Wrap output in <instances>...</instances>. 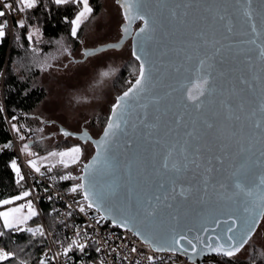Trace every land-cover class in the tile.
<instances>
[{
    "label": "snow or ice",
    "instance_id": "6c2138e0",
    "mask_svg": "<svg viewBox=\"0 0 264 264\" xmlns=\"http://www.w3.org/2000/svg\"><path fill=\"white\" fill-rule=\"evenodd\" d=\"M42 0H0V42L6 37L10 27L8 16L23 14L32 10ZM121 9L123 23L121 37L117 43L107 45L108 48L119 49L124 39L132 37V56L139 62L138 74L134 83L112 105L111 114L103 127L101 138L93 139L87 129L76 136L83 145L91 143L95 155L91 161L83 165V175L74 176L71 172L59 177L60 180H78L71 186L70 192L82 194L79 211L94 209L99 213L97 224L110 221L111 226L125 232H130L153 255L145 253L123 238L125 247L130 254L144 256L147 264H175L172 259L177 255L204 256L211 254L224 258L223 264H240L242 257H247L249 264H264V251L255 253L257 228L264 219V175L261 176L257 191L246 189L239 177L252 164L264 168V147L260 157L252 161L248 153L250 147H245V137L249 141L259 139L264 146V40L257 43V38L264 33V0H260L259 8L252 7L253 0H235L238 10L252 21L250 24L255 38L245 43L255 45L258 59L261 62L259 75L249 79L244 74L241 64L248 70L253 67V58L245 55L239 60L241 51H234L235 45L225 43L232 34L231 21L228 17L232 0H115ZM57 6L75 5V17L65 22L70 24V35L78 39L81 25L90 18L93 7L90 0H52ZM203 8L209 16H201L199 20L190 19V9ZM256 16L261 19L258 31L254 22ZM228 20L224 31L215 27L217 22ZM140 21L141 25L133 35L132 24ZM13 26L25 28V19L14 20ZM39 32L35 29L27 36L31 41ZM19 38V37H17ZM159 45V68L150 59L148 49ZM68 52V49H64ZM96 51H100L97 49ZM96 51L84 49L85 58L96 55ZM251 51V49L249 50ZM69 55L71 53L69 52ZM193 61L195 64L193 65ZM190 74V75H189ZM108 77L109 71L100 73ZM259 85L258 102L247 94L255 91ZM255 105V106H253ZM4 111L0 107V113ZM11 119L15 120L13 116ZM13 129L19 132L16 124ZM248 132H245V129ZM41 131H43L41 129ZM65 137L74 135L61 129ZM126 136L125 159L122 161L110 153L119 148L118 139ZM24 140L23 135L20 136ZM143 150L138 151L140 143ZM6 143L3 148H10ZM23 151L29 156H38L31 151L29 144L23 145ZM85 148L81 144L74 145L64 151H50L46 156L38 157L41 161L54 162L43 164L47 172L57 166L68 169L78 164L84 156ZM129 154H131L129 156ZM28 164L37 173L43 175L41 166L36 160L30 159ZM112 173H118L123 167L128 179L124 182L113 181L107 191L97 187L95 174L99 166ZM11 167L18 177L17 183L24 180L15 160ZM138 181L133 183V173ZM229 181H234L238 191L227 195L232 188ZM187 185V186H185ZM209 188L216 191L220 197L234 199L243 195L236 212L230 214L227 220L215 221L214 235H202L189 238L175 229L163 232L158 228L166 219L175 220L174 202L177 198L188 199L206 196ZM31 195L25 191L22 196L13 197L19 200ZM256 196L249 202L248 197ZM112 198H119L120 210L113 216L111 205L106 203ZM12 200H0V204L12 203ZM28 216L20 220L10 218L9 212H0L5 229L20 227L37 213L28 201ZM18 212L19 208L12 209ZM71 215V213H69ZM225 227L217 232L216 229ZM91 227V226H89ZM33 235L43 236L42 227L28 228ZM210 230L203 229L207 234ZM4 232L0 231V236ZM79 236V233L77 234ZM87 236V233H85ZM187 245V246H186ZM85 243L73 239L64 253L73 248L84 252ZM101 249L97 248L99 252ZM251 250V251H250ZM128 264H140L139 259L129 260ZM15 262L16 253L0 248V264ZM19 264H25L19 261ZM39 264H46L41 259Z\"/></svg>",
    "mask_w": 264,
    "mask_h": 264
},
{
    "label": "rangeland",
    "instance_id": "374dc122",
    "mask_svg": "<svg viewBox=\"0 0 264 264\" xmlns=\"http://www.w3.org/2000/svg\"><path fill=\"white\" fill-rule=\"evenodd\" d=\"M123 22L121 9L115 0H102L101 12L86 20L82 24L83 26L81 25L82 31L78 48L72 51L69 47L68 51L71 55L64 50L60 51L58 55L61 58L56 59L55 66L42 74L41 81L47 94L36 113L39 118V126L44 127L43 136L46 140L39 145V148L64 151L74 145L81 144L85 148V153L78 164L69 168L72 171H82L83 164L92 157L94 147L91 143L83 145L75 138L65 137L60 132V128L64 127L74 132H81L83 128H86L91 135L99 137L116 98L123 93L127 85L134 82V78L138 74V63L133 59L131 42L126 43L121 50H107L83 60L84 49L96 48L109 42H118L122 35L121 25ZM40 38L39 31L32 40ZM103 71H109L110 75L102 78L100 73ZM35 150L39 157L46 156L50 152L42 154L38 149ZM39 162L47 164L54 160L41 161L39 159ZM58 167L60 166L56 168ZM26 198L23 197L20 203H23ZM16 208H19L18 212L11 211ZM32 208L36 212L35 208ZM21 210L24 211L21 212L24 217L28 216V207L24 209L21 204H11L1 209L0 212L7 211L10 218H13L15 214H20ZM31 221L20 226L25 231H19V233H24L28 237L27 240H32L31 237H38L39 233L33 235L26 229L43 228L39 218L35 217ZM45 221L52 223V220L50 222L47 216H45ZM14 230L16 229L14 228ZM253 240L256 242L255 251L257 249L264 251V219L256 231V235L253 236ZM245 258L247 257H242V259Z\"/></svg>",
    "mask_w": 264,
    "mask_h": 264
},
{
    "label": "trees",
    "instance_id": "16d2710c",
    "mask_svg": "<svg viewBox=\"0 0 264 264\" xmlns=\"http://www.w3.org/2000/svg\"><path fill=\"white\" fill-rule=\"evenodd\" d=\"M90 5L94 10L91 19L101 12L102 0H90ZM75 13V5L57 6L52 0H42L36 8L23 13L21 19H25L26 27L23 29L15 27L11 42L7 29L8 34L0 43V85L3 86V89H0V107L4 109L0 113V200H12L13 197L22 196L27 191L25 181L17 183L18 177L11 167L12 161H16V152L11 144L8 119L13 120L11 117H16L12 125L16 124L27 144L34 141L33 149H38L42 154L51 150L39 148V145L46 140L43 133H40L39 118L36 113L47 94L41 78L43 73L55 66L56 59L61 58L58 55L60 51L65 48L69 50V47L74 51L80 45L82 29L78 33V39H74L70 35V24L65 22V17L71 20L75 17ZM35 29H39L41 38L29 41L27 36ZM133 59L135 60L134 57ZM128 87L130 85H127L125 90ZM6 143H10L11 147L3 148ZM68 170L70 169L58 167L52 172L61 173ZM21 201L22 199H19L16 202ZM7 206L8 204H0V210ZM45 211L51 222L48 209L45 208ZM0 231L4 232L0 238V248L16 253L15 262L6 261L4 264H19L21 260L25 264L36 262L45 246L44 236L39 234L38 237L27 240L28 237L24 233L5 229L3 225L0 226ZM260 251L257 249L255 253ZM223 260L224 258L216 256L206 264H223ZM240 264H249V260L241 258Z\"/></svg>",
    "mask_w": 264,
    "mask_h": 264
},
{
    "label": "built area",
    "instance_id": "2783aa9c",
    "mask_svg": "<svg viewBox=\"0 0 264 264\" xmlns=\"http://www.w3.org/2000/svg\"><path fill=\"white\" fill-rule=\"evenodd\" d=\"M22 16L23 14L16 13L7 17L10 22L8 29L10 42L15 28L13 22L21 19ZM0 89H3L2 85H0ZM12 123L13 120L8 119V126L16 152V163L25 177L27 192L31 193L23 204L27 208L28 201L32 202V207L35 208L37 213L36 217L42 221L45 233V246L34 264H39L41 259H45L46 264H128V261L123 257H128L129 260L139 259L140 264H147L144 256L130 254L129 248L131 245L128 248L125 247L123 238L126 237L128 242H134L135 246L142 250L145 255H153L152 251L140 243L130 232L112 227L109 221H102L97 224L96 220L99 219L100 214L94 215L92 209L86 208L85 213L79 211L77 202H82V194L80 192H70L71 186L79 183V181L60 180L59 177L67 172H71L74 176H80L82 171L47 172L42 166L43 164L39 162V154L35 149L30 147L31 151L37 153L38 156H29L23 151V145L26 142L20 139L22 134L13 129ZM30 159L37 161V165L41 166L43 175L29 166L28 161ZM45 208L48 209L52 223L45 221ZM85 233H87V236H85ZM73 239L87 245L84 252L73 248L66 255L63 254L64 248ZM97 248L101 250L97 252ZM172 259L175 264H192L186 255H177ZM169 264H172V261H169Z\"/></svg>",
    "mask_w": 264,
    "mask_h": 264
},
{
    "label": "water",
    "instance_id": "95a60500",
    "mask_svg": "<svg viewBox=\"0 0 264 264\" xmlns=\"http://www.w3.org/2000/svg\"><path fill=\"white\" fill-rule=\"evenodd\" d=\"M259 4H260V0H253L252 7L254 9H258ZM189 11H190V17H189L190 19L199 20L201 16L210 15L209 13L204 12L203 8L190 9ZM228 17L231 21V26H232L233 31H232L230 40L225 41V43L226 44L230 43V44L235 45L236 48L234 49V51L242 50L238 58L239 60L241 61L244 60L245 55H250L253 58V67L251 70H248L247 66L244 64L240 65V67L244 69V74L249 79H251L253 74L259 75L261 72V62L258 59V51L255 50V45H250V44L245 43L246 41L255 38L252 33L251 27H250V24L252 23V21H249L243 15V12L241 10H238V6H236L235 0H232V5L229 7ZM254 22L256 23L257 30L259 31L261 28L260 17L256 16L254 19ZM227 23H228V20L219 21L217 22L215 27L219 29L220 31H224L225 30L224 26ZM140 25H141L140 21H135L132 24L133 35L135 34L136 30L138 29ZM261 40H264V33H262L261 36L257 38V43H260ZM128 42H131L133 46L134 41L131 36L128 37L127 39H124L121 47L115 50H121L124 47V45ZM114 43H117V42H109V43L100 45L96 48H89V49L93 51L100 49V51H96V55H97L107 50H113L114 48H108L107 45L114 44ZM250 49L251 51H249ZM148 51H149L150 59L153 61L155 66L159 68V59H158L159 45L150 46ZM85 59L87 58L84 57L83 60ZM194 64H195V61H193V65ZM259 94H260V90H259V85L257 83L255 91L252 93H248L247 95L250 98H253L258 102ZM61 129L74 134L71 136L78 135L77 133L70 131L64 127H61ZM245 132L246 133L248 132L247 128L245 129ZM27 139H29V137ZM127 139L128 137L126 136H123V135L120 136L118 139V144L120 145V147L114 148L113 151L110 153V155L115 154L119 159L123 161L125 159V152H126L124 145ZM28 144H29V147H32L34 145V141H30L28 142ZM245 147H250L251 151L248 153V155L251 157L252 161H256L258 160V158H261L260 150L264 146H262L259 139L253 138L249 141V138L246 136L245 137ZM142 150H143V144L141 142L140 148L138 149V151H142ZM130 155L131 154H129V156ZM92 157L90 158L89 161H91ZM99 168H100V171H98L95 174V179L97 182V187L103 191H107L108 186L114 180L118 182H124L128 179L125 169L123 167H121L118 173H112L109 170L104 169L102 165H100ZM82 175H83V171H82ZM262 175H264V168H261L259 164H252L251 167L246 172L240 175L239 182L246 189H252L254 192H256L257 186L259 185V181ZM138 179L139 178L135 176V172H134L133 173V183H136ZM229 183L233 185L229 193L227 194L230 196L232 192H236L238 190L235 189L234 187V181H229ZM261 187H264V186H261ZM199 195L203 196L204 199L201 200L199 197H195V198L190 197L188 199H183V198L178 197L177 200L174 202V207L176 209L175 214L177 218L175 220H172L170 218L166 219L164 223L158 225V228L163 232H170L171 230L175 229L176 231L182 234H187L189 238H194L196 235H202L206 239L207 235H214V233L211 232V229L216 227L215 221L217 219L221 221L227 220L230 214L237 211L240 200L245 199L243 195L237 196L234 199H228L227 196L222 198L218 195L216 191H213L211 188H209L206 196L204 195L203 192H201ZM247 199L249 200V202H251L256 199V196L254 195L253 197H248ZM109 205H111L112 207L111 214L113 216H116L120 210L119 198L110 199L106 203V206H109ZM92 213L94 215L99 214L95 212L94 209H92ZM224 227L225 225L221 224V227L217 228L216 231L220 232ZM204 228H208L210 231L207 234H205L203 233ZM213 257H216V256H213L211 254H205L204 256L194 255L190 260L192 264H205L209 258H213Z\"/></svg>",
    "mask_w": 264,
    "mask_h": 264
},
{
    "label": "crops",
    "instance_id": "0c3cea01",
    "mask_svg": "<svg viewBox=\"0 0 264 264\" xmlns=\"http://www.w3.org/2000/svg\"><path fill=\"white\" fill-rule=\"evenodd\" d=\"M1 43V42H0ZM42 164H45V163H43V162H41ZM17 200H12V203H9L8 204V206H10L11 204H21L22 206H23V208L24 209H26V207L24 206V204L23 203H18V202H16ZM7 206V207H8ZM1 211V210H0ZM21 212H24L23 210H21L20 211V214H15L14 215V218L15 219H17V220H20V219H22L24 216L22 215V213ZM36 217V215L35 216H32L30 219H28L25 223H23V224H21L20 226H24V225H26V224H28V222H30L32 219H34ZM0 221H1V223H2V225H3V218L2 217H0ZM12 229H14V228H12Z\"/></svg>",
    "mask_w": 264,
    "mask_h": 264
},
{
    "label": "flooded vegetation",
    "instance_id": "af4514ba",
    "mask_svg": "<svg viewBox=\"0 0 264 264\" xmlns=\"http://www.w3.org/2000/svg\"><path fill=\"white\" fill-rule=\"evenodd\" d=\"M49 124H51V123H49ZM41 129L44 130V127H43V126L40 127V133L42 134L43 131H41ZM85 129H86V128H83L82 131L85 130ZM82 131H81V132H75V133L80 134V133H82ZM87 131L89 132L88 129H87ZM60 132L62 133L61 128H60ZM73 132H74V131H73ZM89 134L91 135V133H89ZM76 136H77V135H75V136H71V135H70V136H68V137H72V138L77 139ZM91 136L93 137V139H96V140L99 139V138L101 137V135H100L99 137H97V138L94 137L93 135H91ZM77 140L80 141L79 139H77ZM80 142H81V141H80ZM81 143H82V142H81ZM93 147H94V146H93ZM95 150H96V149H95V147H94V153H95ZM94 153H93V155H94ZM93 155H92V156H93ZM89 160H90V159H89ZM87 162H89V161H87ZM209 260H214V259L209 258L208 261H207L206 263H208ZM206 263H205V264H206Z\"/></svg>",
    "mask_w": 264,
    "mask_h": 264
},
{
    "label": "bare ground",
    "instance_id": "6f19581e",
    "mask_svg": "<svg viewBox=\"0 0 264 264\" xmlns=\"http://www.w3.org/2000/svg\"><path fill=\"white\" fill-rule=\"evenodd\" d=\"M11 144H12L13 149H14V151H15V147H14V143H13V141H12V138H11Z\"/></svg>",
    "mask_w": 264,
    "mask_h": 264
}]
</instances>
